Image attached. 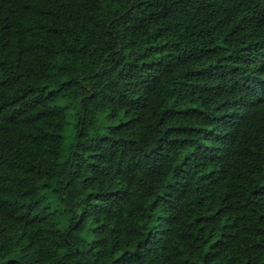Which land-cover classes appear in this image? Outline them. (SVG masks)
Listing matches in <instances>:
<instances>
[{
    "label": "trees",
    "instance_id": "1",
    "mask_svg": "<svg viewBox=\"0 0 264 264\" xmlns=\"http://www.w3.org/2000/svg\"><path fill=\"white\" fill-rule=\"evenodd\" d=\"M0 264H264V0H0Z\"/></svg>",
    "mask_w": 264,
    "mask_h": 264
}]
</instances>
